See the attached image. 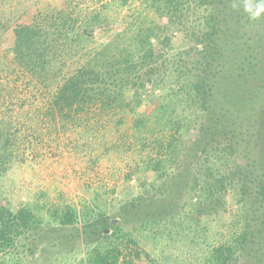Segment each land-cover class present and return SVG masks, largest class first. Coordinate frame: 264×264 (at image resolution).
<instances>
[{"label": "trees", "instance_id": "obj_1", "mask_svg": "<svg viewBox=\"0 0 264 264\" xmlns=\"http://www.w3.org/2000/svg\"><path fill=\"white\" fill-rule=\"evenodd\" d=\"M145 1L130 7L119 20L122 28L98 47L91 41L94 31L110 24L101 15L108 4L86 11L74 6L39 11L28 22L20 15L0 26L12 30L0 42V73L28 74L25 85L46 98L44 115L62 127H82L83 115L92 108L107 111L110 119L117 116L114 125L106 119L113 126L130 114L131 133H122L125 148L138 144L139 149L127 180L138 172L151 175L141 193L121 200L111 214L106 202L94 200L96 193L82 197L81 211L68 203L54 206L52 222L44 224L29 203L14 210L0 197V264H20L17 250L25 248L26 239L29 247L22 253L33 255L43 245V254H62L71 237L78 239L79 231L67 233L78 222L86 247L77 264H138L141 254L132 231L158 229L172 211L177 219L187 204L173 228L197 241L201 219L218 212L222 192L230 189L243 208L259 211L255 217L264 228V102L246 131L223 121L224 116L237 120V98H258L259 93L264 98V17L250 20L242 0H235L236 8L234 0ZM199 8L206 13L191 31L192 43L170 53L175 29L180 33L189 9ZM143 10L148 12L142 15ZM18 78L0 75V98L10 99L0 101V181L15 156L21 127L14 113L23 110L14 111L11 101L25 90ZM152 103L150 114L141 109ZM249 224L229 243L210 246L203 264H235L237 250L256 237L257 229H248Z\"/></svg>", "mask_w": 264, "mask_h": 264}, {"label": "rangeland", "instance_id": "obj_2", "mask_svg": "<svg viewBox=\"0 0 264 264\" xmlns=\"http://www.w3.org/2000/svg\"><path fill=\"white\" fill-rule=\"evenodd\" d=\"M122 1L0 0V26L8 24L10 20L20 15L28 22L30 16L39 11L56 13L57 8L73 6L76 7L73 8L75 11L78 9L86 11L100 9L101 5L108 4V8L102 9L101 15L106 17L110 24L105 27L106 23L101 29H95L91 41V46L98 47V43L107 42L114 31L122 28L124 23L119 20L130 11V7L135 8L139 4H148L145 0H126L124 4ZM146 12L148 11L143 10L141 14ZM203 12V8L193 11L189 9L184 18L185 24L182 20L180 25L181 32L179 33L176 29L174 31L175 39L170 45V53L173 51L175 55L181 49L189 47L192 43L189 36L193 28L201 21ZM10 36H12L10 27L0 28V42ZM238 64L241 66L242 63ZM3 73H8L11 77L19 75L16 81L18 87L25 88L23 92L17 91V97L21 98H11L14 111H17L19 106H21L20 110H23L18 114L14 113V116H18L16 120L21 127L17 134L15 156L10 168L0 181V197L5 199V202L9 203L14 210L20 204L27 202L44 224L52 222L49 211L54 206L68 203L81 211L82 197H91L98 193L94 200L97 198V203L106 202L107 212L111 214L115 212L121 200L141 193L140 189L148 184L151 175L138 172L127 180L132 165L138 159L139 149L138 144L125 148L126 142L122 133H131L129 126L132 117L130 114L124 113L122 122L113 126L117 116L110 119L105 115L107 111L100 113L92 108L83 115L82 119L87 122H84L82 127L70 124L62 127L59 122L54 123L44 115L42 103L46 98H39L41 97L39 90H34L32 94L31 86L25 85L30 78L28 74L16 70L15 74L12 71H1L0 75ZM259 95L258 98H237L236 103H241L240 107L237 106L240 111L236 116L237 120L235 117L224 116V124L228 126L237 124V128L246 131L245 126L253 122V113L263 106L264 98H260ZM5 100L10 101L7 98H0V101ZM37 107H41V110H35ZM154 107L155 103H152L141 106V109L150 114ZM14 116L13 119H15ZM106 119L107 121L110 119L113 125ZM230 164L227 162L228 166ZM217 168L222 167L217 165ZM112 188H114L113 191H111ZM230 190L222 192L221 207L218 212L214 216L201 219L196 229L201 238L197 241L192 240L189 237L191 235H187V231L183 234L185 230L176 231L173 228V221H177L186 212L187 204L179 208L178 214L174 216L177 219L173 220L172 211L167 217L169 220L166 224L158 229L132 231L131 235L137 242V248L141 254V260L137 261L138 264H153L152 261L161 264H203V257L210 246L229 243L234 236L247 228L248 220L250 223L248 229L252 226L257 229L256 237H250L244 249L237 250L235 264H264V247L262 248L264 228H261L263 225L255 217L259 211L253 209V212H249V208L245 206L243 208L241 206L243 204L238 203V197H235ZM184 201L183 196L180 204L182 205ZM81 226V222H78L75 226L69 227L67 233L70 231L76 234V230L81 231ZM79 232L78 239L71 237L70 242L64 244L65 251L57 255L43 254V245L36 246L37 249L33 255L22 253L26 252L24 249L29 247L27 244L29 240H23L22 242L26 243L25 248L17 250L21 255L20 264H77L83 258L86 247L85 240ZM46 236L50 237L51 234L46 233ZM134 246L129 243L128 248L133 249ZM145 253L149 254L152 261L146 258ZM54 255L57 257L56 262H50L55 257Z\"/></svg>", "mask_w": 264, "mask_h": 264}, {"label": "clouds", "instance_id": "obj_3", "mask_svg": "<svg viewBox=\"0 0 264 264\" xmlns=\"http://www.w3.org/2000/svg\"><path fill=\"white\" fill-rule=\"evenodd\" d=\"M243 10L247 13L250 20H259L264 17V0H242ZM232 7L236 8L237 3H232Z\"/></svg>", "mask_w": 264, "mask_h": 264}]
</instances>
